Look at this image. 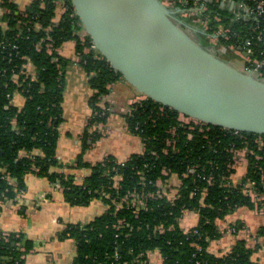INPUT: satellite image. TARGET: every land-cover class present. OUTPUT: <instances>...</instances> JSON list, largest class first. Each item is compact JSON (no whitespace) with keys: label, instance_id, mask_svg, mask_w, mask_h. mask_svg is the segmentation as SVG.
<instances>
[{"label":"trees","instance_id":"trees-1","mask_svg":"<svg viewBox=\"0 0 264 264\" xmlns=\"http://www.w3.org/2000/svg\"><path fill=\"white\" fill-rule=\"evenodd\" d=\"M17 1L0 0V201L14 200L23 193L28 173L58 185L71 206L101 200L106 211L100 217L83 226L69 225L63 233L64 238L76 243L71 264H133L143 262L154 250L160 252L163 264H259L251 260L253 250L246 239H238L228 253L220 256L209 251V244L221 236L219 221L239 208L254 209L243 192L245 185L253 182L257 192L264 193V136L233 135V131L213 126L199 131L193 123H181L175 110L145 99L132 104L130 112L122 115L128 132L143 142L144 152L123 162L108 156L94 165L86 163L84 151L89 142L93 144L102 137L98 126L105 124L112 109L103 99L110 87L123 79L96 50L83 52L91 40L85 35V44L80 42L83 26L71 0H32L22 10ZM58 2L66 8L64 13H60ZM200 4L208 6L211 17L219 13L207 1ZM181 19L199 31L204 47L234 62L230 52L220 50L222 44L215 47L208 42V31L189 18ZM69 41L75 42L78 63L89 78L92 95L81 150L66 172L57 160L56 148L63 122L68 60L58 50ZM28 63L32 75L27 71ZM16 94L24 98L21 108L12 104ZM208 127L202 126L203 130ZM260 141L263 144L259 147ZM232 145L236 149L247 146L253 154L248 156L241 183L227 188L224 185L231 173L227 170L231 162L228 150ZM192 166H197L198 174L211 176L210 184L196 176L183 177ZM82 169L90 173L79 180L75 172ZM163 169L181 180L176 195L148 199L146 209L135 213L122 198L133 191L139 195L156 193V181L169 177L161 174ZM185 211L197 217L189 231H183L179 224ZM258 234L264 237V226ZM20 243L25 245L23 252L19 251ZM30 248L22 237H0V264H23L21 256Z\"/></svg>","mask_w":264,"mask_h":264},{"label":"water","instance_id":"water-1","mask_svg":"<svg viewBox=\"0 0 264 264\" xmlns=\"http://www.w3.org/2000/svg\"><path fill=\"white\" fill-rule=\"evenodd\" d=\"M96 51L146 99L207 126L264 136V80L219 57L161 0H71Z\"/></svg>","mask_w":264,"mask_h":264},{"label":"crops","instance_id":"crops-1","mask_svg":"<svg viewBox=\"0 0 264 264\" xmlns=\"http://www.w3.org/2000/svg\"><path fill=\"white\" fill-rule=\"evenodd\" d=\"M32 0H18L22 10ZM0 9V14L3 13ZM75 42L65 43L59 50L62 58L68 60L64 78V99L62 103L63 122L60 126L56 148V157L59 163L66 167L72 166L80 152L82 133L91 116L89 99L92 89L88 84L89 78L79 65V56L75 50ZM27 71L32 72L28 63ZM139 93L124 80L118 81L110 87L109 94L103 99L110 104V115L105 124L101 125L102 137L89 142L84 151L83 159L94 165L104 158L111 156L116 161L123 162L143 151L141 139L128 132L123 118L125 109L137 99ZM12 104L21 108L24 98L20 94L14 95ZM247 164L241 162L231 177L234 184L242 181L246 173ZM90 171L82 169L75 172L82 180ZM171 185L177 186V179L172 177ZM25 189L16 195L14 200L0 201V237L15 235L28 241L31 248L21 258L23 264H71L76 243L73 239L64 238V231L69 225H86L93 219L100 217L106 206L101 200H93L86 206H71L65 202L61 188L51 184L46 178L34 173L24 177ZM173 190L168 191L172 196ZM173 192V193H172ZM197 219L192 212H185L179 220L183 231L192 229ZM222 233L219 239L210 242L209 251L215 255L228 253L238 239H246L247 245L253 250L251 260L264 264V237L258 234L264 226V211L258 213L245 207L237 209L218 222ZM235 226L236 233H226L225 229ZM24 243H20L19 251H25ZM22 245V246H21ZM133 264H163L158 250L147 253L143 262Z\"/></svg>","mask_w":264,"mask_h":264},{"label":"built area","instance_id":"built-area-1","mask_svg":"<svg viewBox=\"0 0 264 264\" xmlns=\"http://www.w3.org/2000/svg\"><path fill=\"white\" fill-rule=\"evenodd\" d=\"M200 1L202 0H164L163 3L171 9L180 11V18H189L193 24L199 25L204 31H208V42L215 47L219 44H222L224 48L222 47L219 49L221 51L226 50L230 52L234 58V62H237L244 72L264 80V0H203L218 8L219 13L215 14L213 17H211L208 13V6L205 4H200ZM190 3L191 6L188 7L187 5ZM57 7L60 13H64L66 10L65 7H62L60 2L57 3ZM85 35V32L82 31L79 37V40L82 44H85ZM51 48V45L48 44V53L51 52ZM91 50H96L92 42L89 47L85 46L83 48L84 53H88ZM28 73L32 75L33 71ZM132 104L133 103H131L130 106ZM130 106L128 109H125L128 111H124V113L130 112ZM108 109L109 108H107V110ZM178 120L186 125L193 123V126H199V131L209 130L207 125L196 120L190 119L191 121L189 122H183L180 119ZM202 126H207L208 128L203 130ZM98 128L103 135V132L100 129L101 125H99ZM190 128L193 127L190 126ZM137 129L138 128H135V130ZM238 133L239 132L233 131V135H237ZM262 144L263 141H260L259 147ZM228 151L231 154V162L227 165V170H229L231 173L228 177V182L224 186L227 188H232L238 186L241 183V181L237 184L232 182L231 177L234 173V169H236V167L243 161L247 164L248 156L252 155L253 151L247 146L242 149H236L234 145L230 146ZM143 152L144 144L143 151L141 153ZM255 158L259 159L260 157L255 156ZM72 165H74V163ZM161 174L165 177H169L166 179L161 178L156 181V193L139 195L137 192L133 191L125 195L122 198V201L130 205L133 211L137 213L140 210L146 209L148 199H153L155 196L160 197L162 194H165L170 199L171 197H174L177 193V188L181 186V180L174 174L170 176L169 170L166 169H163ZM188 175H192L193 177L196 176L198 180L207 182L208 184L211 182V176L207 177L197 173V166L190 167L183 177H187ZM172 177L177 179L175 191L170 181ZM170 190L174 191V193L172 192V196L168 195V191ZM243 192L253 203L254 210H256L258 213L264 211V193H258L253 182H249L247 185H245ZM225 232L236 233L237 228L232 226L225 229Z\"/></svg>","mask_w":264,"mask_h":264},{"label":"rangeland","instance_id":"rangeland-1","mask_svg":"<svg viewBox=\"0 0 264 264\" xmlns=\"http://www.w3.org/2000/svg\"><path fill=\"white\" fill-rule=\"evenodd\" d=\"M230 63L237 64V66L240 68V66H239V64L237 62H230ZM143 100H145V97H143V95L139 94L137 99H135L132 103L134 104L135 102H142ZM125 111H128V110H125ZM179 119L182 120L183 122L191 121L190 119L182 117V116H179ZM168 144H170V142H168Z\"/></svg>","mask_w":264,"mask_h":264}]
</instances>
